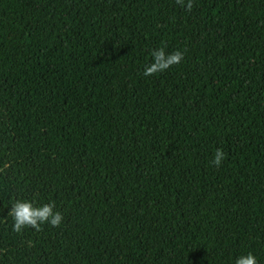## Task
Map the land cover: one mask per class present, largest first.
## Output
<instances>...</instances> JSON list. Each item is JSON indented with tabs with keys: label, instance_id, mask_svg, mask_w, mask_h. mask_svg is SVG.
Instances as JSON below:
<instances>
[{
	"label": "trees",
	"instance_id": "obj_1",
	"mask_svg": "<svg viewBox=\"0 0 264 264\" xmlns=\"http://www.w3.org/2000/svg\"><path fill=\"white\" fill-rule=\"evenodd\" d=\"M158 47L183 59L144 76ZM16 198L62 223L13 232ZM248 251L264 264V0H0V264Z\"/></svg>",
	"mask_w": 264,
	"mask_h": 264
},
{
	"label": "clouds",
	"instance_id": "obj_2",
	"mask_svg": "<svg viewBox=\"0 0 264 264\" xmlns=\"http://www.w3.org/2000/svg\"><path fill=\"white\" fill-rule=\"evenodd\" d=\"M177 3L189 11L192 8V0H177ZM149 55L151 62L143 67L142 74L144 76L162 72L179 64L183 59L184 52L179 49L168 52L165 47H158L152 49ZM225 156V152L217 148L210 163L219 167ZM7 216L11 218L12 231L16 233H20L29 227L39 231L44 224L56 227L63 220V214L56 209L54 201L38 202L25 198L12 200ZM231 264H257V258L251 251L241 252L232 259Z\"/></svg>",
	"mask_w": 264,
	"mask_h": 264
}]
</instances>
